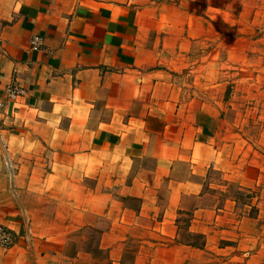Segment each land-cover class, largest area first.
<instances>
[{"label": "crops", "instance_id": "crops-1", "mask_svg": "<svg viewBox=\"0 0 264 264\" xmlns=\"http://www.w3.org/2000/svg\"><path fill=\"white\" fill-rule=\"evenodd\" d=\"M231 1L0 0V264H264V143L225 120L264 0Z\"/></svg>", "mask_w": 264, "mask_h": 264}, {"label": "rangeland", "instance_id": "rangeland-1", "mask_svg": "<svg viewBox=\"0 0 264 264\" xmlns=\"http://www.w3.org/2000/svg\"><path fill=\"white\" fill-rule=\"evenodd\" d=\"M262 4V3H261ZM232 1L226 0L225 2V9L224 11L233 13V11H237V8L231 7ZM236 15V12H234ZM259 88V87H258ZM234 90V88H231V91L229 93V98H231V92ZM239 93V96L241 97L240 100L237 103V106H235V110H233L231 113L228 112V115L226 117V123L227 125L231 123L232 120L238 121V126L243 127L242 131L240 133H245L246 136H248L250 139L254 140L256 143L258 142L257 146L258 148L262 146V143H264V139H262V132H264V95H263V89L259 88L258 90L256 87L254 88H248L241 86V90ZM236 105V103H235ZM231 106H228V109ZM232 115V116H231ZM238 117V118H237ZM245 134H242V137H245ZM245 199V194H241ZM240 195V196H241Z\"/></svg>", "mask_w": 264, "mask_h": 264}, {"label": "built area", "instance_id": "built-area-1", "mask_svg": "<svg viewBox=\"0 0 264 264\" xmlns=\"http://www.w3.org/2000/svg\"><path fill=\"white\" fill-rule=\"evenodd\" d=\"M32 47H38L41 44V38L35 36L30 42ZM5 95L9 100H14L18 97H21L25 94V91L22 87L7 85L4 89ZM2 103H0V106ZM14 243V236L12 233L6 229L4 226L0 225V247L9 248Z\"/></svg>", "mask_w": 264, "mask_h": 264}]
</instances>
